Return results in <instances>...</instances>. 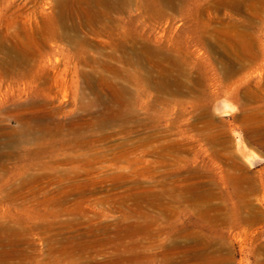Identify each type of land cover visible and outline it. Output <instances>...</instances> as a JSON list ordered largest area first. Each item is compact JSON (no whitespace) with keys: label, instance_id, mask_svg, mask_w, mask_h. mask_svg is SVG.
Masks as SVG:
<instances>
[{"label":"rangeland","instance_id":"obj_1","mask_svg":"<svg viewBox=\"0 0 264 264\" xmlns=\"http://www.w3.org/2000/svg\"><path fill=\"white\" fill-rule=\"evenodd\" d=\"M169 1L0 0V245L23 264H264V0Z\"/></svg>","mask_w":264,"mask_h":264},{"label":"bare ground","instance_id":"obj_2","mask_svg":"<svg viewBox=\"0 0 264 264\" xmlns=\"http://www.w3.org/2000/svg\"><path fill=\"white\" fill-rule=\"evenodd\" d=\"M169 1V0H168ZM170 3V1H169ZM71 42L73 44H75L76 46H79L81 49H85L86 44L84 45L83 42L80 39H71ZM142 49V48H141ZM135 51V50H134ZM143 51V50H142ZM25 59L23 58H16V59H12V58H7V64L12 67L13 65H15L16 67L19 66L20 64H22V62ZM10 69V68H9ZM88 80V74H86L85 77V81ZM38 89V88H37ZM37 92V91H36ZM36 94V93H35ZM38 94V93H37ZM39 95V94H38ZM37 97V95H36ZM39 98V97H37ZM86 101V99H85ZM84 106H88V104L86 102H84ZM241 176V175H239ZM244 176V175H243ZM249 179V178H247ZM236 180V179H235ZM235 186V189L237 190V192H235L236 190H234V193H238L239 196L242 198L244 206H247L250 208V196H257V194L259 193V188L255 185L254 182L252 181H236L233 184ZM190 189V188H189ZM192 189V188H191ZM190 189V190H191ZM189 193V192H188ZM233 193V194H234ZM178 194V193H177ZM182 194L184 196L187 195V193L184 191V193H179L178 196L182 197ZM190 194V193H189ZM199 194V192H198ZM210 195V193H208ZM232 194V193H231ZM213 195V194H212ZM237 195V194H236ZM235 196V195H234ZM199 198H203L205 197L203 194H199L198 195ZM213 197V196H212ZM233 197V196H232ZM198 198V200H199ZM210 198V197H209ZM238 198V197H237ZM196 198H194L195 200ZM193 200V199H192ZM191 201V200H190ZM241 201V200H240ZM239 201V202H240ZM189 202V201H188ZM192 202V201H191ZM198 202V201H197ZM241 204V203H240ZM238 208V207H237ZM241 209V208H240ZM248 209V208H247ZM239 217V216H238ZM239 219V218H238ZM259 219V212H257L256 210L251 209L250 212H248L245 216H240V220L241 222H243V224H246L248 226H252V228L254 226H256V224L258 223ZM217 220V219H216ZM222 221V220H221ZM251 228V229H252ZM256 228H254L252 231L255 232L256 237L258 236V232H256L255 230ZM1 233V232H0ZM1 237V236H0ZM258 239V237H257ZM174 243V242H173ZM184 246L178 245V244H172L171 246L165 248V250L162 253H159V255L157 254V256H149L147 257V260L150 263H155L158 259V257H160V263L161 264H174L173 262V254L175 251H181L183 249ZM185 248L187 249V252L184 254V258L182 260V262L191 260L193 255L198 254V252L196 253V250H192L191 247L186 246ZM19 251V252H18ZM17 252V253H16ZM68 254V253H67ZM84 254V253H83ZM125 254V253H123ZM201 254H203V252H201ZM23 254L21 253V249L19 248L18 250H16L15 248L11 247V246H4V245H0V264H23ZM69 256V254H68ZM18 257L19 262L14 261V259ZM70 257V256H69ZM127 257V256H126ZM75 264H90L91 259L89 258L88 255H84L83 257H73ZM219 259V257H218ZM129 260V259H128ZM108 262V261H107ZM122 262V258L120 259L119 257L116 258L115 263H120ZM114 263V262H113ZM114 263V264H115ZM95 264H99V263H95ZM100 264H108L106 262H102ZM139 264V263H138Z\"/></svg>","mask_w":264,"mask_h":264}]
</instances>
